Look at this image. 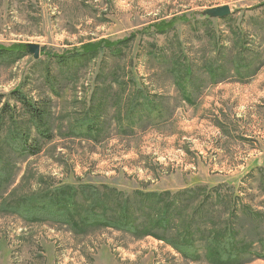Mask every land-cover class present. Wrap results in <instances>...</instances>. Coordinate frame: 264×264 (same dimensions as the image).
<instances>
[{"label":"rangeland","instance_id":"374dc122","mask_svg":"<svg viewBox=\"0 0 264 264\" xmlns=\"http://www.w3.org/2000/svg\"><path fill=\"white\" fill-rule=\"evenodd\" d=\"M223 6L231 10L228 17L202 16ZM159 21L173 26L157 34L152 27ZM122 39L128 43L120 55L102 51L72 79L53 59L90 42ZM263 43L264 0H0V48L20 46L25 53L0 60V95L7 100L19 91L43 107L54 137L34 157L15 154L9 144L0 152V264H211L197 242V258L190 259L174 245L152 236L136 238L108 224L118 223L125 208L134 211L136 199L159 216L171 209L169 202L175 210L185 205L178 210L185 217L176 231L187 229L202 203L209 207L203 220L213 223L214 232L236 229L252 237L264 232V224L242 215L230 226L229 201L217 202L219 195H229L264 214ZM28 44L40 47L37 60L26 53ZM180 53L197 83H204L193 107L184 104L164 62ZM218 65L224 78L212 84L207 67ZM115 72L167 96L175 106L171 116L166 112L167 121L149 127L142 115L137 125L125 123L127 115L136 119L135 111L128 114L135 87L120 92L111 80ZM107 88V107L94 112L109 119L108 131L98 142L75 136L73 125L90 111L91 95ZM14 119L21 132L33 136L24 114L15 111ZM112 119H123L124 130ZM9 130L8 123L0 124V149ZM65 187L75 191L82 210L96 189L105 221L76 232L40 221L36 209L30 216L17 208L23 198ZM173 229H167L174 237L169 240L178 244ZM241 264H264V259Z\"/></svg>","mask_w":264,"mask_h":264},{"label":"trees","instance_id":"16d2710c","mask_svg":"<svg viewBox=\"0 0 264 264\" xmlns=\"http://www.w3.org/2000/svg\"><path fill=\"white\" fill-rule=\"evenodd\" d=\"M173 21H159L153 24L152 28H155L157 34L163 35L172 28L173 25L170 24ZM127 43V39L114 42L99 40L84 44L79 51L67 53L65 56L60 55L58 57H53V59L56 60V64H58L60 68L59 70H67L69 72L67 76L69 79H72L81 67H86L97 58L102 51L106 50L109 55H120L121 49L126 46ZM22 54H25L24 47L14 46L12 48H0V60L11 61ZM157 58L158 56L155 57V60H157ZM183 61H185V57H183L182 53L178 55L173 54L171 58L164 59V62L169 65L168 70L173 77L174 84L178 86L181 99L187 104H193L195 100L193 99L194 94L200 92L204 83H197L198 80L195 79L196 77L190 66H188L187 63H183ZM207 68H209L207 74L209 82L216 83L224 78L221 72L217 74L214 68L210 66ZM101 73L102 72H100V75L103 76L104 74ZM114 75V77L111 76V80H113L114 86L118 88L120 92L123 93L129 86L135 87L129 100L128 114L135 111L134 114L136 119H129L130 117L127 115L125 123L137 125L141 123L142 120L137 118L145 115L144 118H147L148 122L144 121V119L143 121L147 126L152 127L155 125L157 126L160 122L164 123L167 121V118L164 119L166 112L169 113L170 116L172 115V111L170 112L169 109H174L175 106L173 107L171 103H168L167 96H157V94L147 90L146 86L139 82L136 83L132 79L125 81L122 78L124 76H119V72H115ZM106 76L108 75L106 74ZM109 86H111V84ZM188 88L192 89V91H189ZM109 90L110 88H107L99 95L95 93L91 95L90 101L94 103L90 106V111L85 112L82 118L78 119L73 125L75 136H81L93 142H98L104 136L102 133L104 132L106 134V131H108L107 128L109 127V119H102L103 113H95L94 111L95 109H104L107 107L106 93H108L107 91ZM8 102H13L15 104V109L13 107L10 108L7 104ZM15 111H20V113L28 118L27 121L33 131V136L19 130V123L14 119ZM46 114L43 107H40L36 102L29 101L19 91L10 92L7 100L0 95V124L5 126V124L8 123V128H10L5 137V147H1L0 152L2 154L6 153V148L9 144V150L13 151L15 154H25L29 157L39 155L45 145L54 138ZM169 115L167 117H169ZM112 121L116 124V128L122 127V130H124L126 125L122 123L123 119H112ZM96 193V189L91 190V195L89 194L87 197L89 207L85 210H82L81 205L74 201L75 191L69 187L59 188L51 192L48 191L37 197L33 195L29 198H23V201H21V205L23 206L20 205L17 206V208L20 209L23 214L30 216V212L32 213L36 209L38 210L37 212L42 213L41 219H39L40 221H48L54 224L63 223L69 228H73L76 232L84 233L87 229L90 230V228L99 226L101 222L105 221L103 217H101L102 214L99 213L103 210L100 199H98L102 195H97ZM228 196L220 197L219 195L217 197V202L222 203V199L229 201L228 204L231 206V212L229 213L228 224L230 226L233 227V225L240 220L241 215L255 219L261 224H264L263 213L253 210L248 205H240L237 203L238 201L235 197L229 199ZM211 199L216 198H210L208 200ZM184 200L192 203L190 197ZM136 202L137 199L133 202L132 208L134 211H131L129 207L128 209L130 211L125 208L123 214L116 217L119 218L118 223L111 222L108 224L129 231L136 238L152 236L157 240L174 245L181 254L190 259L197 258L196 253L198 250L195 245V242H197L203 245L201 247L202 250L205 251V260L211 264H241L242 262H249L250 258L251 260L264 259V232H258L255 237L245 233L243 234V230L236 229H227L224 232L217 230L214 232V228H212L213 223L209 219H207L206 223L203 220L209 215V207L206 210L207 206L202 203L193 211L192 216L188 219L187 229L176 231L173 229L175 225L184 220L185 216H182L181 212L185 210V205H183V209H178L181 211L180 212L171 207L172 202H169V207L171 209L164 211L163 214L159 216L154 212L149 214V211L144 207L145 205H137ZM238 209L241 213L237 212ZM95 214H98V216ZM197 214L199 218H197ZM35 218L37 219V217ZM150 228L156 230L160 229L162 233L159 234L158 231L153 233ZM170 228L177 233L180 243L174 244L170 242L169 239L174 238L173 233L167 230ZM77 229H82L83 231H78ZM255 246H258V248H255Z\"/></svg>","mask_w":264,"mask_h":264},{"label":"water","instance_id":"95a60500","mask_svg":"<svg viewBox=\"0 0 264 264\" xmlns=\"http://www.w3.org/2000/svg\"><path fill=\"white\" fill-rule=\"evenodd\" d=\"M231 14V10L228 6L206 9L202 12V16L210 19L225 18ZM26 53L33 56V59L37 60L40 54V47L34 44H28L26 46Z\"/></svg>","mask_w":264,"mask_h":264},{"label":"crops","instance_id":"0c3cea01","mask_svg":"<svg viewBox=\"0 0 264 264\" xmlns=\"http://www.w3.org/2000/svg\"><path fill=\"white\" fill-rule=\"evenodd\" d=\"M210 19V18H209ZM264 44V43H263ZM237 56L238 57H235V60H239V56H240V54L238 53L237 54ZM231 60H233V57L231 58ZM214 68V71H215V73H220L221 71V69L222 68H220V66L218 65V67L217 66H215V67H213ZM262 70H264V67L262 68ZM231 74H233V71L231 72ZM212 84H218V83H221V82H216V83H213V82H211ZM188 90H189V88H188ZM192 90V89H191ZM184 104H186L187 106H189V107H193L194 105H195V100H194V103L193 104H187L185 101H184Z\"/></svg>","mask_w":264,"mask_h":264}]
</instances>
